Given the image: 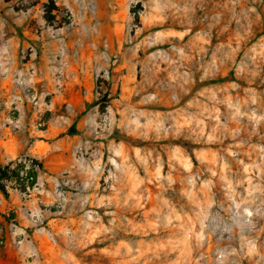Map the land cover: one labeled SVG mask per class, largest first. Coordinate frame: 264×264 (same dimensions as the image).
Segmentation results:
<instances>
[{"label": "rangeland", "instance_id": "1", "mask_svg": "<svg viewBox=\"0 0 264 264\" xmlns=\"http://www.w3.org/2000/svg\"><path fill=\"white\" fill-rule=\"evenodd\" d=\"M1 168L0 264H264V0H0Z\"/></svg>", "mask_w": 264, "mask_h": 264}, {"label": "trees", "instance_id": "2", "mask_svg": "<svg viewBox=\"0 0 264 264\" xmlns=\"http://www.w3.org/2000/svg\"><path fill=\"white\" fill-rule=\"evenodd\" d=\"M23 172V173H22ZM13 179L18 184L22 185L24 188H31L36 183L37 171L33 166L26 167L22 164H18L16 168L11 171ZM7 179H12L9 176V172L5 168L0 169V192L5 194V181Z\"/></svg>", "mask_w": 264, "mask_h": 264}, {"label": "crops", "instance_id": "3", "mask_svg": "<svg viewBox=\"0 0 264 264\" xmlns=\"http://www.w3.org/2000/svg\"><path fill=\"white\" fill-rule=\"evenodd\" d=\"M1 220H3V219L0 217V227L2 228V227H4V226L2 225V224H3V223H2L3 221H1ZM3 229H5V228H2V230H3ZM2 234H4V236H5V233H3V231H1L0 238H2Z\"/></svg>", "mask_w": 264, "mask_h": 264}, {"label": "built area", "instance_id": "4", "mask_svg": "<svg viewBox=\"0 0 264 264\" xmlns=\"http://www.w3.org/2000/svg\"><path fill=\"white\" fill-rule=\"evenodd\" d=\"M23 173V172H22ZM3 244L2 241L0 240V249L2 248Z\"/></svg>", "mask_w": 264, "mask_h": 264}]
</instances>
